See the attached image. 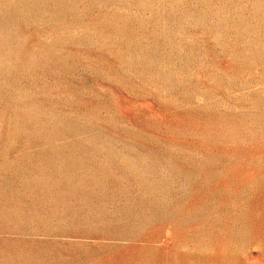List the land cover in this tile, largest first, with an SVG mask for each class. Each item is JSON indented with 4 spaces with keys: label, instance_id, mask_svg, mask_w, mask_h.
<instances>
[{
    "label": "rangeland",
    "instance_id": "374dc122",
    "mask_svg": "<svg viewBox=\"0 0 264 264\" xmlns=\"http://www.w3.org/2000/svg\"><path fill=\"white\" fill-rule=\"evenodd\" d=\"M0 264H264V0H0Z\"/></svg>",
    "mask_w": 264,
    "mask_h": 264
}]
</instances>
